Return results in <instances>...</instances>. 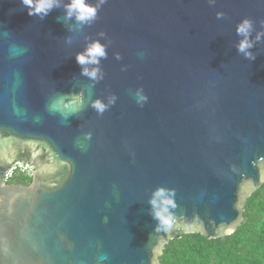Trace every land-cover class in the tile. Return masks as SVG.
<instances>
[{
    "label": "water",
    "instance_id": "water-1",
    "mask_svg": "<svg viewBox=\"0 0 264 264\" xmlns=\"http://www.w3.org/2000/svg\"><path fill=\"white\" fill-rule=\"evenodd\" d=\"M68 2L41 19L0 0V264H159L180 234L236 231L264 183V0H107L79 28ZM95 39L99 82L75 58ZM113 94L103 115L90 106ZM13 161L29 184L3 181ZM159 187L175 191L169 233L150 214Z\"/></svg>",
    "mask_w": 264,
    "mask_h": 264
},
{
    "label": "clouds",
    "instance_id": "clouds-1",
    "mask_svg": "<svg viewBox=\"0 0 264 264\" xmlns=\"http://www.w3.org/2000/svg\"><path fill=\"white\" fill-rule=\"evenodd\" d=\"M209 4H214L215 0H208ZM107 3V0H97L95 4L90 3V0H69L64 4L65 21L74 17L76 26L83 27L85 25L91 26L98 18V11ZM21 4L28 9L29 15H37L41 19L49 14L55 8L61 6V0H21ZM222 12H217V18H223ZM236 34L242 39L236 45L237 51L243 54L245 59L255 60L256 55L250 51L255 43L252 39V33L255 31V22L250 18H243L236 25ZM101 36L105 33H99ZM264 39V32L257 31L255 35V42ZM70 42V39H69ZM106 45L102 44L98 39L90 40L82 52L76 54V62L83 66L81 74L89 77L91 80L99 82L104 78V73L98 66L100 58H106ZM116 59H121L119 54H116ZM88 65H96L97 67L89 68ZM222 67V65H221ZM82 92L77 94L82 96ZM135 100L138 106L143 107L148 97L143 92V89H137L134 93ZM117 97L113 94L108 103H103L100 99H95L91 102V107L96 110L99 115L108 110L116 102ZM87 138H90V134ZM175 191L173 189H165L159 187L153 191L148 203L150 205V214L157 221L155 231L157 233H169L174 227H178V216L174 213L177 208L175 202ZM106 219V218H105ZM107 259L106 256L99 257V264Z\"/></svg>",
    "mask_w": 264,
    "mask_h": 264
},
{
    "label": "trees",
    "instance_id": "trees-1",
    "mask_svg": "<svg viewBox=\"0 0 264 264\" xmlns=\"http://www.w3.org/2000/svg\"><path fill=\"white\" fill-rule=\"evenodd\" d=\"M31 178L16 173L7 183L27 185ZM159 264H264V183L246 200L236 231L213 239L180 234L165 245Z\"/></svg>",
    "mask_w": 264,
    "mask_h": 264
},
{
    "label": "built area",
    "instance_id": "built-area-1",
    "mask_svg": "<svg viewBox=\"0 0 264 264\" xmlns=\"http://www.w3.org/2000/svg\"><path fill=\"white\" fill-rule=\"evenodd\" d=\"M16 173L32 177L33 167L29 163L23 161H13L3 174V181L7 183Z\"/></svg>",
    "mask_w": 264,
    "mask_h": 264
}]
</instances>
